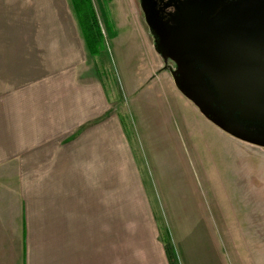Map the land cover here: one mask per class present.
I'll return each instance as SVG.
<instances>
[{
  "label": "crops",
  "instance_id": "1",
  "mask_svg": "<svg viewBox=\"0 0 264 264\" xmlns=\"http://www.w3.org/2000/svg\"><path fill=\"white\" fill-rule=\"evenodd\" d=\"M50 6L0 0V264H116V170L138 167L75 17Z\"/></svg>",
  "mask_w": 264,
  "mask_h": 264
},
{
  "label": "rangeland",
  "instance_id": "2",
  "mask_svg": "<svg viewBox=\"0 0 264 264\" xmlns=\"http://www.w3.org/2000/svg\"><path fill=\"white\" fill-rule=\"evenodd\" d=\"M50 1L20 8L43 17L57 10ZM59 2L74 25L68 0ZM92 4L107 113L122 116L138 167L116 170V264H167L162 227L178 264H264V147L224 132L179 91L175 63L153 47L138 0Z\"/></svg>",
  "mask_w": 264,
  "mask_h": 264
},
{
  "label": "water",
  "instance_id": "3",
  "mask_svg": "<svg viewBox=\"0 0 264 264\" xmlns=\"http://www.w3.org/2000/svg\"><path fill=\"white\" fill-rule=\"evenodd\" d=\"M221 1L180 0L173 24L161 21L149 0L141 6L156 51L175 63L179 91L224 132L264 147V0L217 6ZM225 37H235L237 47L222 48Z\"/></svg>",
  "mask_w": 264,
  "mask_h": 264
},
{
  "label": "trees",
  "instance_id": "4",
  "mask_svg": "<svg viewBox=\"0 0 264 264\" xmlns=\"http://www.w3.org/2000/svg\"><path fill=\"white\" fill-rule=\"evenodd\" d=\"M105 1L106 0H98V2L101 4L105 3ZM68 2L76 19L79 31L83 37L85 49L95 61L100 81L103 84V74H105V71H100L98 67V57L102 55L104 34L100 29L92 0H68ZM101 15L103 17L104 23L106 24L108 33L109 29L107 28V24H111V21H109L106 13L102 12ZM112 32L110 30L111 34ZM120 119L122 120V116ZM160 237L161 241L163 242L166 258L169 264H178V259L175 254L176 252L169 238V233L164 229V227H162L160 230Z\"/></svg>",
  "mask_w": 264,
  "mask_h": 264
},
{
  "label": "flooded vegetation",
  "instance_id": "5",
  "mask_svg": "<svg viewBox=\"0 0 264 264\" xmlns=\"http://www.w3.org/2000/svg\"><path fill=\"white\" fill-rule=\"evenodd\" d=\"M149 1L151 2V7H152L154 13L157 15V17L161 21H169L171 19V17L175 15V13L177 11V7L176 6L179 4L180 0H149ZM233 1L234 0H223V1L219 2V3H217V6L232 5ZM138 2H139V7H140L141 12H142L144 23L146 24L148 32H149V35L151 37L152 45L155 48V46H154L155 36L152 34L151 29H150V27L148 26V24H147V22L145 20V13H144V11L142 9V6H141V0H138ZM169 24H173V22L169 21ZM220 30L223 31V32H227V31L233 32V31H235V29H232V28H228L227 29L226 26H223ZM258 30L260 32V36L264 38V26H261V27L259 26ZM224 41L225 42H223L222 48L227 46L228 49H229V47H231V49H229V50H232V47H237V45H238V42H237L238 40L235 39V37H232L229 40L225 37ZM262 46H264V45H262ZM258 51H259V49H258ZM254 126H257V124L254 125Z\"/></svg>",
  "mask_w": 264,
  "mask_h": 264
}]
</instances>
